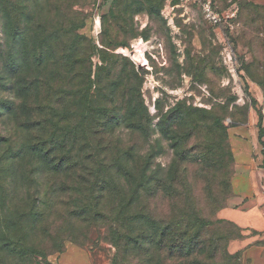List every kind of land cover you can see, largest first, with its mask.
Instances as JSON below:
<instances>
[{"label":"rangeland","instance_id":"1","mask_svg":"<svg viewBox=\"0 0 264 264\" xmlns=\"http://www.w3.org/2000/svg\"><path fill=\"white\" fill-rule=\"evenodd\" d=\"M206 6L212 15H206ZM17 50L22 52L17 64L24 70L20 77L51 89L38 100L42 105L35 117L52 120L59 138L77 125L88 138L83 119L74 117L73 98L99 74L115 83L112 111L136 105L153 126L178 102L211 110L213 118L222 120L232 164L219 155L226 152L220 133L200 136L205 144L195 148L217 146L221 157L217 170L204 181L193 180L189 188L209 224L205 239L212 245L221 241L239 264H264V232L245 230L221 215L233 209V182L242 169L259 172L252 175L264 196V0H0L1 114L6 111L2 104L15 101L20 85L10 72V55ZM50 101L58 103L54 111ZM117 132L135 142L124 129ZM8 134L14 135L15 149L29 142L30 134L12 122L0 125V136ZM170 156L165 146L156 162L166 166ZM192 171L204 176L201 169ZM7 188L0 184V194ZM104 223H78L61 252L29 264H113L117 247L129 248L121 236L131 227L136 235L141 225ZM135 262L136 251L127 253L125 263Z\"/></svg>","mask_w":264,"mask_h":264},{"label":"trees","instance_id":"2","mask_svg":"<svg viewBox=\"0 0 264 264\" xmlns=\"http://www.w3.org/2000/svg\"><path fill=\"white\" fill-rule=\"evenodd\" d=\"M21 54L17 50L9 56L14 62L12 78L20 85L15 101L2 104L6 111L0 112V125L12 122L30 138L15 149L14 135L0 136V184L8 185L0 194V264H29L59 253L78 223L102 220L104 224L141 225L136 235L132 227L126 228V236L121 237L129 248L117 247L113 264H126L127 253L134 251L135 264H239L221 241L213 245L206 241L209 224L189 190L217 170L221 159L217 146L195 148L196 143L205 144L200 140L204 133H220L226 152L219 155L223 163L232 164L222 120L213 118L211 110L180 102L154 126L136 105L129 110L120 106L114 112L110 107L115 83L99 74L95 82L88 79L86 89L73 98L74 117L83 119L88 138L82 137L79 125L59 138L52 120L35 117L42 105L38 100L51 89L27 84L20 77L24 74L21 63L17 64ZM99 72L104 74L106 69ZM56 102L48 103L50 111L57 109ZM50 117L59 118L58 114ZM120 129L133 135L135 142H129L126 135L124 141L116 134ZM163 143L171 153L166 166L156 162L164 155ZM196 168L201 169L202 178L192 171ZM45 176L48 181L42 184ZM190 193L193 197H188ZM112 203L116 204L113 208ZM113 235L120 236V232L114 230Z\"/></svg>","mask_w":264,"mask_h":264},{"label":"crops","instance_id":"3","mask_svg":"<svg viewBox=\"0 0 264 264\" xmlns=\"http://www.w3.org/2000/svg\"><path fill=\"white\" fill-rule=\"evenodd\" d=\"M242 170L233 182L234 194L229 204L233 209L228 213L223 210L221 215L245 230L264 232V196L258 194L260 182L254 176L259 172Z\"/></svg>","mask_w":264,"mask_h":264},{"label":"built area","instance_id":"4","mask_svg":"<svg viewBox=\"0 0 264 264\" xmlns=\"http://www.w3.org/2000/svg\"><path fill=\"white\" fill-rule=\"evenodd\" d=\"M205 13H206V15L207 16H210V15H212L213 13L212 12H210V9H209V7L208 6H206V8H205Z\"/></svg>","mask_w":264,"mask_h":264}]
</instances>
